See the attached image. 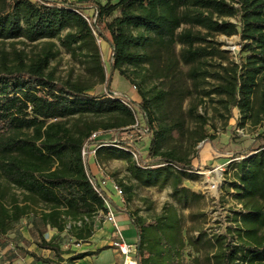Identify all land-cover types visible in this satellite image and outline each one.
Returning a JSON list of instances; mask_svg holds the SVG:
<instances>
[{"label":"trees","instance_id":"obj_1","mask_svg":"<svg viewBox=\"0 0 264 264\" xmlns=\"http://www.w3.org/2000/svg\"><path fill=\"white\" fill-rule=\"evenodd\" d=\"M91 9L94 13L89 16L86 12ZM215 35H239L243 62L218 64L221 71H211L209 60L225 53L220 43L210 40ZM17 40L43 42L44 46L31 58L18 53L16 64L0 66V179L20 193L7 202L8 188L0 187V236L42 205L46 226L68 232L78 243L90 241L96 217L108 211L106 201L119 207L86 165L82 155L86 147L90 155L91 148H97V159L104 152L112 158H127L131 177L148 187L172 178L173 190L186 197L189 191L181 186L184 176L194 174L192 155L200 143L213 139L205 129L208 118L199 113L205 97L218 96L229 111L228 119L238 109L241 126L264 120V0H106L104 4L0 0V42ZM99 40L111 49L109 75ZM56 42L74 58H85L96 83L57 79L50 69ZM176 45L181 46L179 54ZM182 63L190 67L188 76L196 91L208 78L218 82L190 105L188 116L196 123L194 130L173 104L176 99L184 102L181 91L171 87L147 90L129 74L133 68L147 71L154 79L173 80ZM114 74L138 88L140 102L115 94ZM97 85H105L104 90L88 93ZM138 112L145 120L139 132L149 139V154L157 162L152 166L140 156L135 158L136 148L119 136L111 143L91 139L100 131L136 130ZM170 141L175 145L165 149L164 143ZM234 159L226 174L233 177L229 184L241 209L233 211L225 233L207 239L209 264H264V147ZM117 186L129 195V202L133 186L123 182ZM193 197L201 195L193 193ZM120 210L137 231V264H190L185 252L195 245L194 239L184 234L175 205H165L151 219L131 214L126 205ZM37 247L54 252L55 259L30 251L25 256L49 264L65 261L66 255L76 261L93 254L64 250L43 235Z\"/></svg>","mask_w":264,"mask_h":264},{"label":"rangeland","instance_id":"obj_2","mask_svg":"<svg viewBox=\"0 0 264 264\" xmlns=\"http://www.w3.org/2000/svg\"><path fill=\"white\" fill-rule=\"evenodd\" d=\"M57 1V0H50ZM82 2L85 0H71ZM101 3H106V0H95ZM87 15L92 16L94 10H88ZM229 20V19H228ZM235 22V19H230ZM189 28V26H185ZM195 31L205 32L200 27H195ZM210 40L221 44V50L225 53L222 58L209 60L213 65L211 71H221L218 64L228 66L232 63L240 64L243 62L241 51L242 40L239 35L226 37L224 35H215ZM56 56L51 60L50 69L55 73V76L60 81L65 80H83L89 84L96 83V79L92 77L88 70L89 63L84 57L74 58L67 50L56 42ZM101 45L103 60L106 64L108 75L111 72L110 56L111 49L109 45L101 40L98 41ZM43 42L38 44H30L26 40L3 41L0 42V66L6 63L9 66L16 64L18 53H24L28 58L33 57L43 48ZM180 45H176V53L179 54ZM190 67L181 64L180 71L176 78L171 79H154L150 73L144 70H135L129 68L130 76L147 90L156 89H171L177 88L184 94V102L179 104V99H176L173 104L180 107L182 118L188 122L189 129L194 130L196 123L194 119L188 116V111L192 103L199 102V94L203 95L204 91H209L218 82L215 78H208L207 82L199 90H195L192 81L189 79L188 72ZM112 89L115 94L125 95L134 101H141L138 94V88L133 86L129 80L114 74L112 78ZM105 86V85H104ZM104 86L97 85L88 93L98 94L104 90ZM180 94L179 96H182ZM186 94V95H185ZM181 98V97H180ZM213 99V100H212ZM199 113L208 118L206 126L207 133L213 136V139H207L199 144L197 152L192 155L194 174L184 176V182L181 188L188 189L189 193L186 197H182L180 193L173 190L171 184L172 178L166 182L161 179L155 186L148 187L142 181H138L131 177L128 172L127 158L118 156L110 157L109 153L104 152L98 159L93 154L86 162L91 171L97 175L98 183L103 187L109 198L115 201L119 208H116L115 214L117 223L121 227L124 224L123 216H127V225L131 231L123 233L124 239L133 245L137 243V231L127 214L121 212V208L126 205V209L132 213L151 219L161 213L163 207L167 204H173L179 211L182 221L184 234L188 238L194 239L195 245H189L186 248L185 256L190 264H209L208 255L209 245L207 239L214 235L223 234L226 228L232 224L230 222L234 215L233 211L241 209V205L234 196L233 188L230 182L233 177L226 174L228 165H225L229 160L247 153L250 150H255L264 147V120L259 124L250 121L246 125L241 126V114L238 109L233 110V117L228 119L229 111L219 103V98L213 95L212 98L205 97L204 103H199ZM93 119V118H91ZM94 120V119H93ZM107 121L108 119H99ZM98 121V119H95ZM145 126L144 115L138 112V124L136 130H126L121 134L111 131L108 134L100 131V136L97 141L110 142L119 136L123 142L132 145L137 150V156L141 157L149 166L155 165L149 154V139L144 136L143 132H139L140 128ZM173 141L165 142L164 148L173 147ZM92 148H95L94 146ZM135 157V155H134ZM224 169L222 172L221 169ZM95 171V172H94ZM221 178L222 183L219 191H211L210 184L212 181ZM123 182L125 185H132L133 191L131 200L128 202V194H121L117 185ZM0 187L8 188L6 201L10 202L15 194L20 195L11 186L0 179ZM193 193L201 195L200 199H195ZM127 201V202H126ZM44 209L42 205L35 207L34 212L23 218L19 223L15 224L12 230L6 236H0V264H16L23 260L25 252L29 248L35 249L42 253L37 247L41 235L47 240H55L60 243L64 250L71 249L74 251L80 250L78 247L83 246L78 243L68 232L59 233L55 228L46 226L41 218V211ZM105 222L104 214H100L95 219L96 228L103 226ZM80 224V223H78ZM204 236L201 240L198 237ZM78 249V250H77ZM70 259V258H69ZM72 262L69 260V263ZM59 264V263H58ZM61 264V263H60Z\"/></svg>","mask_w":264,"mask_h":264},{"label":"crops","instance_id":"obj_3","mask_svg":"<svg viewBox=\"0 0 264 264\" xmlns=\"http://www.w3.org/2000/svg\"><path fill=\"white\" fill-rule=\"evenodd\" d=\"M95 176L97 177L96 174ZM122 219L127 220L128 218L127 216H123ZM126 220L124 221V224L121 225L120 227L122 231V235L125 231L129 232L132 230V229H129V225H127ZM114 230H115L114 226L111 223H108L105 221L103 226L95 229V234L88 243H81L83 246L78 247L80 249V250L77 249L78 251L74 249V251H76L77 253L89 252V253H93L92 255L87 256L84 259L72 261L70 263H69V258L73 257V255H66L64 256L65 261L60 262V263L61 264H124V261H125L124 256L118 253L111 246V243L113 239L115 238ZM28 251L33 252L37 256L44 258V259H51V260L55 259L54 252L49 251V250H41L42 253H39L32 247V248H29ZM16 264H49V263H44L39 260L36 261L33 257L26 255L24 256L23 260L18 261ZM53 264H58V263H53Z\"/></svg>","mask_w":264,"mask_h":264},{"label":"built area","instance_id":"obj_4","mask_svg":"<svg viewBox=\"0 0 264 264\" xmlns=\"http://www.w3.org/2000/svg\"><path fill=\"white\" fill-rule=\"evenodd\" d=\"M99 136H100V132H96L92 135L91 139L95 140ZM91 149L93 150V154H95L97 148H91ZM89 151H90V149H88L87 147L83 149L82 155H83V159H84L85 163L88 162V159L90 158V156H92V155H90ZM136 156L137 155H135V158H138ZM233 159L229 160L225 165H229L230 162L233 161ZM234 160H240V159L236 158ZM221 171L223 172L224 169L222 168ZM221 183H222V179L218 178V179L212 181V183L209 185L210 186L209 189L213 192L219 191V187H220ZM101 188L103 189V191L105 190L103 187H101ZM117 188L119 189L118 186H117ZM120 193L123 194L121 190H120ZM106 206H107L108 211H107V213L104 214L105 221L108 223H111L115 229L114 230L115 231V238L113 239L111 246L118 253H120L122 256H124V258H125L124 264H137L136 258H135L136 245L130 244V243L125 241V239L122 235L121 228L117 223L115 208L108 201H106Z\"/></svg>","mask_w":264,"mask_h":264}]
</instances>
